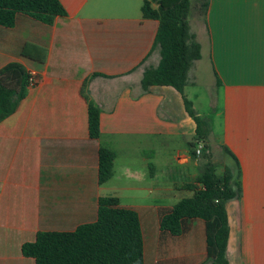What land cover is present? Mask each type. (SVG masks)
I'll return each mask as SVG.
<instances>
[{
  "label": "crops",
  "instance_id": "1",
  "mask_svg": "<svg viewBox=\"0 0 264 264\" xmlns=\"http://www.w3.org/2000/svg\"><path fill=\"white\" fill-rule=\"evenodd\" d=\"M60 1L67 13L52 24L17 13L13 26L0 25V69L20 62L37 78L0 122V264H36L23 254L25 242L39 231L95 222L106 196L139 212L145 264H204L202 219L178 236L162 231L160 221L193 195L187 185L208 161L219 175L231 167L242 187L227 204L230 264H264V0H205L202 17L190 14L201 58L185 95L204 117L193 90L203 83L213 109L200 155L181 93L169 85L142 88L144 71L161 59L158 21L143 16L144 0ZM83 88L101 109L98 139L90 136ZM102 146L117 154L105 183Z\"/></svg>",
  "mask_w": 264,
  "mask_h": 264
},
{
  "label": "trees",
  "instance_id": "2",
  "mask_svg": "<svg viewBox=\"0 0 264 264\" xmlns=\"http://www.w3.org/2000/svg\"><path fill=\"white\" fill-rule=\"evenodd\" d=\"M200 4L202 11L207 8L205 0ZM191 9V0H144L143 16L158 21L154 47L160 49L161 59L156 67L146 68L141 84L145 92L155 85L177 89L186 111L197 124L196 139L204 142L211 131L210 123L196 113L193 102L185 95L189 70L201 58V44L189 24ZM17 13L52 24L56 16H64L67 12L60 0H0V25L13 26ZM28 88L29 72L23 64L11 62L0 69V122L17 110L27 96ZM82 92L89 102L90 136L98 139L101 136V109L90 99L85 88ZM116 155L113 149L101 147L100 183L113 177ZM187 188L194 192L193 195L179 200L162 216L161 230L178 236L193 220L202 219L207 244L204 264H230L227 204L241 197L238 173L228 166L219 175L216 164L208 161L195 183ZM22 252L34 257L36 264H145L146 257L139 212L121 206L119 198L113 196L100 198L95 222L82 224L69 232L39 231L34 241L22 245Z\"/></svg>",
  "mask_w": 264,
  "mask_h": 264
},
{
  "label": "rangeland",
  "instance_id": "3",
  "mask_svg": "<svg viewBox=\"0 0 264 264\" xmlns=\"http://www.w3.org/2000/svg\"><path fill=\"white\" fill-rule=\"evenodd\" d=\"M201 1L202 0H191V3H192V9L191 10H192V16L194 18L198 17L199 15L201 17L203 16V12L200 8ZM202 85H203V83L198 84V86H195L193 88V90L195 92H198V95H199V104H197V109L202 111L201 113L204 114V118H206L208 120V117H210V115L212 114L213 109L211 107L212 105L210 104L209 98L206 97V95H208V93H206L205 89L202 88V87H205V85L204 86H202ZM194 146H196V144ZM234 202L232 201L231 203H234ZM147 252H148V257L151 256L150 241L147 242Z\"/></svg>",
  "mask_w": 264,
  "mask_h": 264
},
{
  "label": "built area",
  "instance_id": "4",
  "mask_svg": "<svg viewBox=\"0 0 264 264\" xmlns=\"http://www.w3.org/2000/svg\"><path fill=\"white\" fill-rule=\"evenodd\" d=\"M36 80H37L36 73L32 70H29V86L34 85L36 83ZM204 149H205V145L203 141L196 140V146H195L196 154L200 155Z\"/></svg>",
  "mask_w": 264,
  "mask_h": 264
}]
</instances>
